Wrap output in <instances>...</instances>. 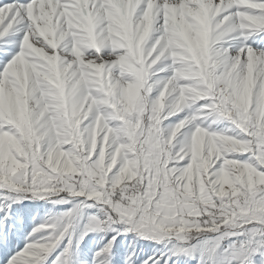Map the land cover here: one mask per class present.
<instances>
[{
	"label": "snow or ice",
	"instance_id": "6c2138e0",
	"mask_svg": "<svg viewBox=\"0 0 264 264\" xmlns=\"http://www.w3.org/2000/svg\"><path fill=\"white\" fill-rule=\"evenodd\" d=\"M0 264H264V0H0Z\"/></svg>",
	"mask_w": 264,
	"mask_h": 264
},
{
	"label": "rangeland",
	"instance_id": "374dc122",
	"mask_svg": "<svg viewBox=\"0 0 264 264\" xmlns=\"http://www.w3.org/2000/svg\"><path fill=\"white\" fill-rule=\"evenodd\" d=\"M57 207L59 208V207H68V205H57ZM39 222V221H38ZM42 231H47V230H42ZM35 235H39V234H35ZM91 235V234H90ZM23 247H24V245L23 244H21V249H23Z\"/></svg>",
	"mask_w": 264,
	"mask_h": 264
}]
</instances>
